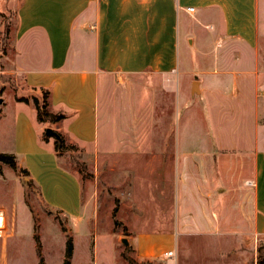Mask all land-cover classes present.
<instances>
[{"label":"crops","instance_id":"0c3cea01","mask_svg":"<svg viewBox=\"0 0 264 264\" xmlns=\"http://www.w3.org/2000/svg\"><path fill=\"white\" fill-rule=\"evenodd\" d=\"M8 11L16 22L9 66L0 68V89H5L0 150L17 154L49 206L68 211L77 222L84 219L80 178L62 166L54 141L43 138L45 129L95 151L102 142L100 93L108 77L161 78L166 90L181 81L183 20L202 57L194 79L212 133L143 144L146 157L137 169L153 177L159 195L154 203L161 205L162 216L151 224L163 228L138 231L133 248L140 260L169 251L177 257L178 236L195 234L230 242L231 252H239L252 237L264 236V0H0V14ZM41 88L49 89L50 109L65 113L64 119L40 122L32 100L16 99L31 98ZM237 130L244 131L239 138ZM136 142L115 141L117 167L132 162L135 156L128 152ZM236 195L240 201L232 206ZM233 207L240 218H234ZM5 211L0 210L9 229L13 223ZM75 249L74 242L73 255Z\"/></svg>","mask_w":264,"mask_h":264},{"label":"rangeland","instance_id":"374dc122","mask_svg":"<svg viewBox=\"0 0 264 264\" xmlns=\"http://www.w3.org/2000/svg\"><path fill=\"white\" fill-rule=\"evenodd\" d=\"M15 20L11 11L0 14V68L9 66V58L13 54ZM260 20L264 23V11L260 13ZM189 29L182 20L181 81L174 80L171 90L163 88V84L167 83H163L161 78L152 76L115 75L107 78L100 93L101 112L103 110L101 143H107V148L99 142L95 151H87L68 138H65V147H59L56 140L50 138L54 141L62 166L77 173L80 178L83 221L71 219L66 210L58 212L60 208L54 203L49 206L42 198L38 185L35 189L31 188L23 178H17L18 172L11 166L2 164L0 210H7L6 218L13 225L9 229L5 225L0 227V236L7 229L5 236L0 237V264H63L68 235L72 236L76 245L72 264H129L123 256L126 247H130V256L138 264H257V249L264 247V236L252 237L248 244L243 243L239 252H231L230 242L215 241L214 238L204 240L195 234L178 236L177 257L165 254L140 260L133 248L138 231L163 228L161 224L152 225L162 216L161 205L154 203L157 201L154 197L159 195L154 193L157 187L152 185L153 177L145 169H137L140 160L146 157L143 155L148 147L143 144L149 139H173L178 136L186 139L211 137L210 126L208 132L202 117L205 118L204 111L202 113L203 98L191 92L196 74L194 70L202 57L198 44L190 42ZM260 36L264 47V26ZM32 93L42 100L41 91ZM243 134L244 131L237 130L234 137L239 138ZM44 135L45 132L43 138ZM223 137H227L226 132H223ZM118 139H132L139 143L128 152L135 156L129 158L132 162H118L119 167L114 158V144ZM83 165L86 166L85 175L78 171ZM57 195L64 197V193H54V196ZM239 201L240 196L236 195L231 205ZM232 212L234 218L241 217L234 207ZM135 213L137 219L131 226ZM63 225L67 231L63 230ZM36 234L40 235L42 257L37 251ZM120 235L128 241L127 244L119 238ZM5 237L7 249L4 246ZM157 246L160 249L163 244L159 242Z\"/></svg>","mask_w":264,"mask_h":264},{"label":"trees","instance_id":"16d2710c","mask_svg":"<svg viewBox=\"0 0 264 264\" xmlns=\"http://www.w3.org/2000/svg\"><path fill=\"white\" fill-rule=\"evenodd\" d=\"M4 87L0 89V96L4 92ZM39 91L42 93V100L37 96L33 95L31 98L26 96H16L17 100L30 102L33 101L36 109H37V117L40 122H51L56 123L61 121L66 117V114L59 111L54 112L50 109V103H49V89L41 88ZM0 113H1V107H0ZM50 137L46 134L44 135V139L48 140ZM63 138V143L61 147H65V138ZM58 146L60 147V143L56 140ZM2 164H7L11 166L15 171L18 172V174L24 179L25 182L31 187L36 188V185L34 184L33 179L30 178V171L26 167H22L19 164L18 156L16 153L12 152H0V168ZM86 166H80L79 172L85 175ZM58 212H61L59 210ZM64 231H67V228L65 225L62 226ZM35 239L37 241V251L38 254L41 256V241L40 236L38 234L35 235ZM130 247H126V249L123 251V256L125 259L129 262V264H138L135 258L130 256ZM74 253V240L71 235H68L67 244H66V252H65V259L63 264H71V259L73 257ZM42 257V256H41ZM41 263H43V259L41 258ZM257 264H264V247L260 246L257 249Z\"/></svg>","mask_w":264,"mask_h":264},{"label":"water","instance_id":"95a60500","mask_svg":"<svg viewBox=\"0 0 264 264\" xmlns=\"http://www.w3.org/2000/svg\"><path fill=\"white\" fill-rule=\"evenodd\" d=\"M197 85H198V81L195 80V83L193 85V91L194 93H196L198 91L197 89ZM4 101V98L3 97H0V104H2ZM45 134L49 137H53L55 140H57L59 143H60V147L62 146V143H63V138H62V135L55 129H53L52 127H47L45 129ZM124 242L127 244L128 241L126 239H124Z\"/></svg>","mask_w":264,"mask_h":264},{"label":"bare ground","instance_id":"6f19581e","mask_svg":"<svg viewBox=\"0 0 264 264\" xmlns=\"http://www.w3.org/2000/svg\"><path fill=\"white\" fill-rule=\"evenodd\" d=\"M4 225V216L2 214V212L0 213V227H2Z\"/></svg>","mask_w":264,"mask_h":264},{"label":"built area","instance_id":"2783aa9c","mask_svg":"<svg viewBox=\"0 0 264 264\" xmlns=\"http://www.w3.org/2000/svg\"><path fill=\"white\" fill-rule=\"evenodd\" d=\"M189 9L194 10L193 8H189ZM166 254H167V256H173L174 255L173 251H169Z\"/></svg>","mask_w":264,"mask_h":264}]
</instances>
